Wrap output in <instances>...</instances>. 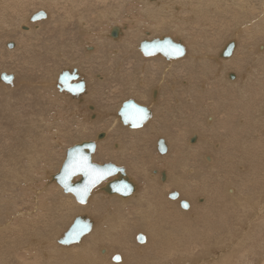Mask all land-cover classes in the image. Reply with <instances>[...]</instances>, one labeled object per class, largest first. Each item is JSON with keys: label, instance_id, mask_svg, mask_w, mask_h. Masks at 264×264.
I'll return each instance as SVG.
<instances>
[{"label": "bare ground", "instance_id": "bare-ground-1", "mask_svg": "<svg viewBox=\"0 0 264 264\" xmlns=\"http://www.w3.org/2000/svg\"><path fill=\"white\" fill-rule=\"evenodd\" d=\"M114 1L116 4L114 3L112 8L108 7L110 2L106 5V9L102 10L100 8L101 12L97 13L99 20H95L99 22V26L97 25L98 28H94L93 37L89 40L90 42H87L88 40L82 37L85 33L90 32V26L87 25L85 18L87 10L91 12L99 7L95 6L96 8L92 9L90 0H0V50L6 53L4 60L0 62L4 65L0 68V95L2 97H10L9 92L21 86L23 79L26 77L24 72H21L23 67L22 69L25 68L29 72L26 74L30 78L27 81L25 80V86L29 90L37 89L40 93L44 90H56L53 94L54 97H51L52 100L57 99L56 94H68V92L71 95L69 99L73 103L76 98L83 100L82 96L90 92L87 87V81L81 75V69L87 67L84 66L85 63L83 61L92 62L91 60L97 59L94 57L95 55L99 56L102 53L100 51L102 49L95 46L93 42L100 38L104 50L108 48L109 44L111 46H125L126 44V46L131 45L134 48L136 62L133 61V65L136 67L137 73L134 74L133 80L138 83L132 80L131 88L127 90L129 96H133V98L123 99L118 104L117 109L111 112L109 108L105 109L107 106L99 108V104L94 98L96 94L94 96L93 94L87 95L86 99L88 98L89 102H86L87 107L82 109L84 111L88 110V117L79 109L78 113L74 111L76 104H73L75 106H73L74 109L71 114L74 113V115L72 117L68 116L69 121L67 118L63 122V127H66L69 132L70 130H85L88 128L86 126L88 119L89 122L95 125L93 133H86L89 137L94 134L95 128L99 127V131L94 138L76 142V144H79L84 141H94L96 145L94 160L99 155L103 158L121 157L122 163H128L134 155L142 153L143 157H139L138 154L136 158L138 161L141 158H145L144 164L141 163L143 166L138 167L146 177L145 180L147 182L146 185L141 186V182L139 183L131 171L129 172L127 168L120 166V163L104 162L118 164L117 166L123 168L127 172L128 178L131 175L136 180L130 178L134 183L137 182V189L128 197H122V195L117 193L105 194L106 191L103 187L113 181V179H116L118 174L103 181L105 182L104 185H101L102 182L96 186L93 189V193L90 194L88 202L80 203L77 206L72 194L65 193L59 184H57V188H50V186L54 185L49 184V181L52 180L51 176L56 180L55 175L58 171L54 172L51 168H48L47 160L56 156L57 147L63 145L64 142L62 141V131L59 127L56 128L50 125L47 128L46 126L47 119L44 117L45 108H43V105L47 103L44 98L45 95H38L39 101L36 102L35 107L37 113L34 114L39 115L40 118L38 125L33 130V136L30 138L29 144L23 138L29 133H23V130H29L33 120H30L27 127L22 129L20 121L23 118L19 117L20 119H16L12 105L6 106L5 117L0 120L2 121L0 122V167H2L0 168V264H184L185 261L183 260H185L186 256L183 255H188L189 251L194 255L206 256L202 258L204 263H201L200 256L198 258V255H195L198 259L192 261L189 258L192 261L191 263L188 261L189 264H264V42L258 44L256 48L255 44H247L241 48V39L244 37L249 38L250 36H246L248 33L253 35L257 30L260 33H264V0H258L256 10L252 8L253 0H144L151 14L149 16L164 29L158 34L159 36L152 29V24L145 22L144 16L137 18L135 23L131 24L132 19L129 17L132 11L138 10V0H131L128 2L129 4H125L123 0ZM128 6L130 9H126ZM66 7L78 14L77 30L79 29V33L78 31L76 32L81 37L79 43L83 42L82 45H78L81 46L82 51L74 49V45L70 46L69 51L72 52L74 57L78 56L79 59L76 61H80L79 63L76 62L77 64L72 63L75 66L73 70L68 67L62 72L51 73L53 75L50 79L42 78L38 84L44 87L37 88L35 87L37 85L34 78L36 72L42 73L44 71V73H49L51 66H48V68L44 66L43 60L45 58L43 56L38 55L36 57L33 55L39 65L37 64L38 67L33 65L34 69L31 71L30 67L33 64L30 62L32 60L31 50L35 48L32 54L39 53L36 52V49L40 47L36 48L31 44V40H33L31 34H34L36 36L35 39H37L38 31H41V27L51 22L52 24L54 23L55 28L61 26V24L65 27L67 24L62 22V20L64 8ZM68 11H65L66 16L71 14ZM39 12H44L46 15L36 18ZM208 12L211 14L209 19ZM115 15V20L118 22L117 25H113L111 20ZM122 15L124 20L120 19ZM201 16H203L204 22L208 23L218 24L223 20L228 21V32H231L230 26H233V31L216 49L215 45L218 44V40L215 39L214 34L205 36L212 42H204L202 37H199L198 41L195 36L194 44H192L189 40L191 35L187 34V38H185L177 33V31H181L180 29L187 28L191 18L192 20L201 19ZM165 22L167 25L164 27L162 24ZM13 23V27H17L20 30L18 35H15L12 30L13 27L11 25ZM103 23L107 24L109 28L103 30L101 26ZM74 24L76 23L74 22ZM165 29L167 30L165 31ZM113 30L118 32L116 36H113ZM145 32L151 35V37L148 36L149 38H146L147 40L169 36L176 42H182L186 49V55L171 59H167L159 53L146 56L139 48L140 43L145 40L142 37ZM139 33H143V35L141 36ZM240 35L242 36L240 37ZM198 36L202 35L199 34ZM95 37L96 39H94ZM9 40H13V42L9 43ZM233 41L235 42L233 53L229 57L223 56V50ZM52 43L54 44V42ZM119 50L121 51L122 48L118 47L106 51L104 62L101 60L99 63L110 65V63L115 62V71L113 69V76H111L116 78V80L112 79L116 83H119L118 79L121 78L118 76H122V81L125 79V75L122 72L124 70L122 62L125 60L127 64L126 60L129 55L127 53L116 57L115 55L119 54ZM58 52H62V50L60 49ZM8 59H11V63L7 62ZM17 59H20V61L23 59V63L16 62ZM81 61L83 63H80ZM42 62L44 65H40ZM93 62L91 64L94 65L96 62ZM21 63L23 66H17V64ZM26 64H29L28 68H26ZM91 64L92 68L88 70L92 71L94 66ZM113 64L111 67L114 68ZM233 69H235L236 75L230 73ZM107 70L109 69L107 68ZM107 72H89L91 74L88 77L91 80H98V85L102 87L103 84L105 86L110 83V79L107 78L110 76L109 71ZM21 73L23 77H21ZM63 73H69L72 76L71 80L66 81L69 88L75 84H81V88L70 90L66 87V83L64 84L62 79H60ZM5 75L11 78L10 81L3 79ZM127 75L128 77L126 78L131 79V76ZM73 76H77V78H73ZM175 78L181 82H179L181 91L188 89L186 92H188L187 95L189 96L186 97V102H183L184 97H179L177 90H174L176 86L169 81L170 79L175 81ZM194 82L199 83L198 86H195ZM191 85L195 87H191ZM167 86L172 91L165 92V87ZM114 90L112 91L114 92ZM193 90L195 94L191 92ZM112 91L108 93L104 91L103 93L105 97L110 99ZM153 91H157V95H152ZM171 92L174 93V97L169 95ZM28 93L30 92L28 91ZM103 93L100 91L99 95L101 94L102 96ZM47 96L49 95L47 94ZM154 96L157 98L153 99ZM195 98L205 99L203 107L205 111H209L204 114V119L196 116L198 114L189 110V107L191 108L192 106L186 104L191 102L195 104ZM18 99L21 101V98ZM149 100V104L146 103ZM131 102L147 109L150 116L140 126L127 129L128 127L121 121L118 112L122 106L126 108ZM175 103H178V105ZM91 104L94 106V110L91 109L90 111L88 107L92 106ZM144 104H148V106ZM104 105L107 104L104 103ZM199 106L196 104L195 108ZM13 107L15 108V106ZM42 108L44 109L43 112ZM162 108L163 111L161 110ZM16 117L18 118V116ZM11 118L15 120L13 121L14 123H17L15 128H21L22 130H11L8 127V122H12ZM84 118H86V122H83ZM57 119L59 118L56 117L54 120ZM76 125L78 126L76 127ZM45 127L46 129H44ZM187 127L191 132L189 131L190 133L183 142L182 140L186 133L184 135L181 130ZM48 129L50 130L46 131ZM152 131H156L157 135L155 134V137H153ZM81 133L85 134L83 131ZM125 133L129 135V137L127 136L131 145L129 147L126 146ZM209 133L212 136L206 137V134ZM259 133L262 134L263 138L259 139L258 137V140H256L254 135H259ZM149 136L151 147H154V150L159 147L158 143L161 138L168 148L167 152L161 153L158 150L156 157L152 153L154 158L151 156L152 159L150 158V161H152L150 163L159 162L156 166L149 167L151 169L146 168L148 167L146 166V160L148 159H146V154L144 153L147 151L151 155L152 149L149 150L146 147ZM217 136L221 138L224 136L225 138L219 139ZM190 137L191 142L198 140V143L189 144ZM216 138L219 141L216 142ZM231 139L236 140L235 145L234 142L230 145V147L237 149L234 151H238L236 152V160L233 159L235 157H231L233 154L228 155L229 153L225 150L226 146L225 148L223 147L226 144L225 142ZM251 142H256V144ZM202 147L204 148L201 153H196V150ZM230 147L228 146V148ZM42 156H45L46 159L40 163L39 157ZM238 161L246 166V175L250 173L249 178L245 176L248 182L242 181V185L248 189V194L244 192V195H241L239 204L243 201L247 204V207L248 204L252 205L251 209L254 210L252 212L254 218L251 219L250 211H248L250 215L247 214L251 219L250 222L253 220L255 224L253 223L254 225H252L255 226L257 224L258 228H263V230L262 234H259L260 241L256 239L254 233L250 234L249 232L250 241L248 248L243 249V251L240 250L239 254L233 256V253H238L235 246L236 244L238 246V241L244 239L247 229H244L243 232L245 233L239 234L242 238L234 242V244L236 243L235 245H230L231 238L235 237L243 228L239 231V227L236 229V225L232 224L238 231L232 232V229L230 230V233L232 232L233 235L234 233L236 235H231L229 242H226L230 245L229 248L226 245L227 250H224L226 247H218L217 240L213 243L214 245L217 244L220 250L223 249L222 255H219V251L215 254L216 250H219L218 248L214 249L215 251L211 248L212 240L216 239H212L213 236L217 235L218 232V234L222 233L223 235L226 232L224 229L227 227V232H229L231 225L228 224L231 221L232 223L236 221L243 222L239 215L244 209L239 208L241 211L237 210L239 215L234 211V213L230 212V208L233 205L231 203L234 202V199L236 200V197H239L237 194L239 191H237L238 188L236 189V186L240 184L236 185L237 179L240 178L241 180L243 178L241 177L243 175L237 177L239 174H235L238 167L235 164ZM96 162L101 163L98 160ZM43 173L46 177H44V185H42V181L38 180L39 177H43ZM241 174L244 173L241 172ZM235 180L237 182L234 184ZM221 185H224V195L221 194L223 191H220L219 186ZM218 187L220 190H218ZM245 188L243 189L244 191ZM102 191H105V193ZM217 192L220 193L219 197L220 195L223 196V199L215 198ZM174 195L177 196L172 197ZM255 195H258L259 198L257 196L254 197ZM224 197L233 199L229 204L231 205L230 207L225 205L228 198L224 199ZM258 199L260 200L259 202ZM224 200H226L225 203ZM182 201H186L188 207H182ZM127 206L131 207L128 208ZM238 206L236 205L235 207ZM241 206H245V204H241ZM235 207L234 209H237ZM92 209L95 212L103 209L104 212L95 216H88L84 213L87 211L94 213ZM77 216L84 217L86 221L89 220L91 229L76 243H60L59 240L70 229ZM245 219L246 216H244ZM62 223L64 224L63 226H61ZM246 223L249 222L246 221ZM248 226V229L251 230V223ZM130 228L134 239L130 236ZM254 230L253 232L257 234ZM246 234L248 235V233ZM139 235H142L143 240H137ZM227 235H224L225 239ZM219 236L217 235V238L220 239L222 236ZM218 243H220V240H218ZM219 246H222V244ZM240 246L239 248L243 247V245ZM228 251L229 253L232 252V254L227 253ZM115 256H120L121 259L116 261L114 259Z\"/></svg>", "mask_w": 264, "mask_h": 264}, {"label": "rangeland", "instance_id": "rangeland-1", "mask_svg": "<svg viewBox=\"0 0 264 264\" xmlns=\"http://www.w3.org/2000/svg\"><path fill=\"white\" fill-rule=\"evenodd\" d=\"M101 1V2H100ZM109 0H90V7L92 8V9H95L96 7L95 6H99L98 7V9L97 10H92L91 12H88V10H87V16L85 17L86 18V20H87V25H89L90 27V32L89 33H85L84 34V36H82L83 37V39H87L88 41L87 42H90L89 40L93 37L92 35H93V30H94V28H98V26H99V22H96L97 20H99L98 18H97V16H98V14L97 13H99V12H101V9L102 10H104V9H106L107 8V4L108 5H110V6H108V7H113V5H114V3L116 4V2L114 1L113 2V0H110L109 2H108ZM124 2H125V4L126 3H128V2H130L131 0H123ZM127 1V2H126ZM254 2H253V5H252V8H253V10H256L257 9V2H258V0H253ZM95 2H96V4H95ZM255 2H256V4H255ZM98 3H99V5H98ZM105 3V5H103ZM132 3V2H131ZM137 3H139V7H138V10L137 11H132V14H131V16L129 17V18H131L132 19V22H131V24H134L135 23V21H136V19L137 18H142V16H144V20H145V22L146 23H151L152 24V29L153 30H155V32H156V34H157V36H159L158 34L159 33H161L164 29H162L161 27H160V24L157 22V21H155L154 19H152L150 16H149V14H150V12L148 11V8H147V5L145 4L146 2L144 1V0H138V2ZM105 7H103L102 5ZM125 4H124V7H125ZM129 4V3H128ZM89 5V4H88ZM87 5V7H89ZM112 5V6H111ZM138 5V4H137ZM142 5H143V8H142ZM86 6V5H85ZM116 6V5H115ZM91 8H90V10H91ZM101 8V9H100ZM65 9V11H68V7H66V8H64ZM89 9V8H88ZM125 9V8H124ZM126 9H130V7L128 6ZM89 10V11H90ZM65 11H64V15H63V20H62V22H64L65 24H67V25H65V24H63V25H65V27H63L62 26V24H61V26H59V27H57V28H55V25H54V23L52 24V22L50 23V24H46L44 27H41L42 29H41V31H38V38L37 39H35V37L36 36H34V34H31V38L33 39V40H31L32 41V45L34 46V47H36V48H38L39 46V48L38 49H36V52H39V53H34V54H32L33 53V50L35 49H32L31 50V56H32V60H33V62H32V60L30 61L31 63H33V64H31V71L34 69V67H33V65L34 66H37V64L39 65V62L36 60V57L38 56V55H41V56H43L45 59L43 60L44 61V63H45V65H44V63L42 64H40V65H44L45 67H47L48 68V66L50 67L51 66V71L49 72V73H44V71H42V73H40L39 71H37L36 72V74H35V76H34V78L36 79V82H35V84L37 85V86H35V87H37V88H41V86L42 87H44L43 85H41V84H38L39 83V81L42 79V78H48V79H50V77L53 75V74H51V73H58V72H62L64 69H68V67H69V69L70 70H73V68L75 67V66H73L72 65V63H79V61H76V60H78L79 58H78V56L77 57H74V55L72 54V52L71 51H69L70 50V46L71 45H74V49H79V50H81V46H78V45H82V43H79V41H80V39H81V37H79L80 36V34H78L79 33V29L77 30V28H78V24H77V17H78V14L75 12V11H73V10H71V9H69V11L68 12H70L71 14H69L68 16H66L65 15ZM96 11V13H94ZM93 12V13H92ZM91 13V14H90ZM219 14H220V12H219ZM54 15H55V13H54ZM90 15V16H89ZM151 15V14H150ZM209 15H211V14H209V12H208V19H209ZM215 15V14H214ZM96 16V17H95ZM95 18V19H93V18ZM124 17H127V16H124ZM88 18V19H87ZM90 18H91V20H90ZM115 18H116V15L115 16H113L112 17V21H113V25H117V23L118 22H116L117 20H115ZM225 18V17H224ZM226 18H227V16H226ZM120 19H123L124 20V18H123V15H122V18H120ZM128 19V18H127ZM126 19V20H127ZM200 18H197V19H193L192 20V18H191V20H190V22L187 24V28L186 29H180L181 31H177V33L179 34V35H182L183 37H185V38H187V34H189V35H191L190 36V38H189V40H190V42L192 43V44H194V40H195V36L197 37V40L199 41V37H202V41H208V42H212V40H209V39H207V37H205V36H207V35H210L211 36V34H214L215 35V39H217L218 40V44L217 45H215V49L218 47V46H220L226 39L225 38H227L228 36H229V34L233 31V26L231 25L230 26V31L231 32H228L227 30V22L228 21H225V20H223V21H221V22H219L218 24L216 23H208V22H204V18H203V16H201V19L199 20ZM92 20H94V21H92ZM96 20V21H95ZM66 21V22H65ZM138 21H141V20H138ZM207 21V20H206ZM71 22V23H70ZM74 22L76 23V24H74ZM94 22V23H93ZM70 23V24H69ZM73 23V24H72ZM89 23V24H88ZM92 23V24H91ZM68 24H69V26H68ZM94 24V25H93ZM72 25V26H71ZM98 25V26H97ZM164 27L167 25V23L165 22V23H163L162 24ZM12 27L14 26V23L11 25ZM101 26H102V29L103 30H105L106 28H109V26L107 25V24H101ZM63 27V28H62ZM11 28V27H10ZM26 28V27H25ZM24 28V29H25ZM76 28V29H75ZM204 28V29H203ZM63 29H65V30H63ZM160 29H162V30H160ZM12 30H13V32L15 33V35H18L19 33H20V30L16 27V28H12ZM47 30V31H46ZM167 29H165V31H166ZM44 31H46V32H44ZM76 31H78V33L76 32ZM22 32V31H21ZM41 32H44V33H41ZM48 32V33H47ZM154 32V31H153ZM23 33V32H22ZM191 33V34H190ZM27 34V33H26ZM42 34V35H41ZM47 34V35H46ZM141 36L143 35V33H139ZM202 35V36H198V35ZM259 34V35H258ZM145 35H146V37H145ZM45 36H46V38H45ZM91 36V37H90ZM151 37V35H148L146 32H145V34L142 36L143 38H149V37ZM242 35H240V37H241ZM246 36H250L249 38H242L241 39V48H243L244 46H246L247 44H251V45H254L255 44V48L257 47V45L258 44H261L262 42H264V33H260L259 32V30H257L253 35H251L250 33H248V35H246ZM18 37V36H17ZM54 37V38H53ZM217 37V38H216ZM263 37V38H262ZM44 38H45V40H44ZM13 39H15V38H13ZM44 41V43H43V41ZM49 39V40H48ZM53 39V40H52ZM94 39H96V37L94 38ZM137 39V38H136ZM48 40V41H47ZM181 40V39H180ZM10 41H12L13 42V40H9L8 42H10ZM40 41V42H39ZM92 41V40H91ZM94 41V40H93ZM96 42H93V44L95 45V46H97L99 49H102V50H100L102 53H100L99 54V56H97V55H95L94 57H96L97 59L96 60H91L92 62L94 61V62H96V63H94V65L93 64H91L92 62H89V61H87V60H85V61H83V59H81L84 63H85V65L84 66H87V67H85L84 69H81V75H82V77L84 78V80L85 81H87V87H88V90L90 91V92H87V94H85V95H83L82 96V98H83V100H81V99H79V98H76V100H74V103L72 102V101H70V99H69V97H71V95L69 94H66V93H62V94H56L57 95V99H54V100H52L51 99V97H54L53 96V94L55 93V91L56 90H50V91H43V92H41L40 93V91H37V89H34V90H32V89H28V88H26V86H25V80L27 81V79L28 78H30V77H28L27 76V74L26 73H29V72H27L26 70H25V68L24 69H22L20 66H19V68H21V72L23 71L24 72V76H26L24 79H23V83L21 84V86L20 87H18L17 89H15V90H13V91H11V92H9V95H11L10 97H2L1 95H0V120H3L4 119V115H5V110H6V106H9V105H12V110H13V114H14V116H15V118L16 119H22L20 122H21V125H22V129H23V127L24 128H26L27 127V125H28V123H29V121L30 120H33L32 122H31V126H30V128H29V130H23L24 132L23 133H29V135H25L23 138H25V141L29 144L30 143V138L33 136V130L36 128V126L38 125V120H39V118H40V116L39 115H35L34 113H37V109L35 108L36 107V102L37 101H39V99H38V95H45V101L47 102L46 103V105H43V108H45V112H44V114H45V118L47 119V128H48V126H50V125H53V126H55L56 128H58L59 127V129L62 131V141L64 142L63 143V145H61V146H58L57 147V149H56V156L54 157V158H50V160H47V164H48V168H51V170H53L54 172H57V171H59V169L61 168V165H62V163H63V161H64V158H65V154H66V152H67V149L69 148V147H71L74 143L76 144V142H79V141H81V140H84V139H92V138H94V136L96 135V133L99 131V127L97 126L96 128H95V132H94V134L92 135V136H88V135H86V133H93V131H94V126L95 125H93L92 124V122H89V120L87 119V122H86V118H84L83 119V122H86V126L88 127V128H86L85 130H70V132L69 131H67L68 129H66V127H63V122L67 119L68 121H69V117H72L73 115H74V113H72L71 114V112H72V110L74 109L73 108V106H75V105H73V104H76V108H75V110L74 111H77V113H78V109L80 110V111H82L83 113H84V115L86 116V117H88V110L86 111H84L83 109V107H87V105H86V102L88 103L89 101V99L87 98L86 99V97H87V95H91V94H93V96H94V98L96 99L95 101L96 102H98L97 104H99V108H101V107H106L105 109H107V108H109V111H111V112H114V110L115 109H117V106H118V104H120V102L123 100V99H128V97H129V99H130V97L131 96H129V93H127V90H129L128 88H131V82H132V80L134 79V74H136L137 72H136V67L133 65V61H135L136 62V59H135V57H134V48L130 45V46H126V44H125V46H111V44H109L107 47L108 48H106L105 50H104V47H102V44H101V39L100 38H98L97 40H95ZM183 41V40H182ZM50 44H49V43ZM52 42H54V44L52 43ZM41 43V44H40ZM79 43V44H78ZM84 43H85V41H84ZM184 43V42H183ZM31 45V46H32ZM84 45V44H83ZM104 45V44H103ZM243 45V46H242ZM30 46V47H31ZM32 46V47H33ZM66 46H67V48H66ZM66 49H65V48ZM77 47V48H76ZM118 47H121L122 48V50L120 51L119 50V54H116L115 56L116 57H119V56H121L122 54H129L128 55V57H127V64H126V62H125V60L122 62V68L124 69L122 72H123V74L125 75V79H124V81H122L123 80V78H122V76H118V77H121L120 79H118L119 80V83H116V82H114L115 80H116V78H113L112 76V71H113V69H114V71H115V62H113V63H110V65L109 64H106V65H102V64H99L100 63V61L102 60L103 62H104V56L106 55V51H110V50H113V49H116V48H118ZM2 49V48H1ZM62 50V52H58L59 50ZM82 51V50H81ZM99 51V50H98ZM213 51H215V50H213ZM41 52H42V54H41ZM71 53V54H70ZM99 53V52H98ZM6 55V53H4V52H2V50H0V62H1V60H4L3 58H4V56ZM36 56V57H34V56ZM72 55H73V57H72ZM185 55H186V53H185ZM184 55V56H185ZM61 56H62V58H61ZM80 57V56H79ZM99 57V58H98ZM101 57H103L102 59H101ZM137 57V56H136ZM183 57V56H182ZM70 58V59H69ZM109 58V57H108ZM14 59V58H13ZM21 59V58H20ZM20 59L18 60H16V62H22V60L20 61ZM74 61V62H73ZM80 62V63H83V62ZM7 62H9V63H11V59H8L7 60ZM15 62V61H14ZM23 63V62H22ZM22 63L21 64H17V66L18 65H22ZM34 63H36V64H34ZM76 63V64H77ZM88 63H90L91 65H93L94 66V68H93V70L91 71V70H88V69H90V68H92L91 66H90V64H88ZM106 63V62H105ZM112 64H113V66H114V68L113 67H111L112 66ZM72 65V66H71ZM96 65V66H95ZM107 65H109L108 67H107ZM1 66H4L3 64H1L0 63V68H1ZM23 66V65H22ZM28 66H29V64H26V68H28ZM99 66H101V67H99ZM38 67V66H37ZM106 68V70L104 71V69ZM109 67H111V68H109ZM217 67H219V66H217ZM17 68V67H16ZM36 68V67H35ZM53 68V69H52ZM97 68V69H96ZM104 68V69H103ZM107 68L109 69V70H107ZM103 69V70H102ZM1 70V69H0ZM88 70V71H87ZM235 69H233L232 71H230V73H236V71H234ZM93 71H94V73L95 72H97L98 71V73L99 72H102V73H108L107 71H109V75L110 76H108L107 78H109L108 80L110 81V83H111V85H110V83H107L105 86H104V84H103V86L101 87L100 85H98V80H96V79H90L88 76L91 74V73H93ZM89 72H91V73H89ZM88 73V74H87ZM145 73V72H144ZM48 74H49V76H48ZM127 74H129V76H131V79H129V78H126V77H128V75ZM237 74V73H236ZM235 74V75H236ZM104 75V74H103ZM112 75V76H111ZM21 77H23V74L21 73ZM20 78V77H19ZM81 78V77H80ZM112 79H115V80H112ZM129 80V83H128V80ZM177 78H175V81H173L172 79H170L169 81H171L170 83L172 84H174V86H176V88L174 89V90H177V93H178V95H179V97L180 98H182V97H184L183 98V102H186V97L187 96H189V95H187L188 94V92H186V91H181V82L178 80H176ZM79 80V79H78ZM107 80V81H108ZM96 81V82H95ZM133 81H135L136 83H138L136 80H133ZM180 82V83H179ZM100 83H102V82H100ZM114 83V84H113ZM113 84V85H112ZM169 84V83H168ZM177 84V85H176ZM198 84L199 83H196V82H194V85L195 86H198ZM117 85H118V88H117ZM184 85H185V83H184ZM194 85H191V87H193ZM100 86V87H99ZM108 86V87H107ZM112 86H114V87H112ZM194 86V87H195ZM97 87H99L98 89H97ZM100 88H102V89H100ZM114 88H115V90H114ZM95 89V90H94ZM97 89V90H96ZM109 89V90H108ZM120 89V90H119ZM196 89V88H195ZM194 89V90H195ZM99 90V91H98ZM112 90H114V92L112 91ZM165 92H169L170 90H171V88L169 89V86H167V87H165ZM180 90V91H179ZM194 90L193 91H191L192 93H194ZM28 91L30 92V93H28ZM98 91V92H97ZM100 91H101V93H103L104 91H105V93L107 92H110V91H112L113 93L111 94V97H110V99H108V97H105V94L103 93V95L101 96V94L99 95V93H100ZM172 91V90H171ZM67 92V91H66ZM116 92H118V93H116ZM176 92V91H175ZM183 92V93H182ZM181 93V94H180ZM47 94L50 96H47ZM128 94V95H127ZM186 94V95H185ZM195 94V93H194ZM52 95V96H51ZM130 95H132V94H130ZM152 95H157V91H153V93H152ZM169 95L171 96L172 95V97H174V93L173 92H171V94L169 93ZM37 96V97H36ZM101 96V97H100ZM113 96V97H112ZM127 96V97H126ZM194 96V95H193ZM122 97V98H121ZM18 98H21V101H20V99H18ZM94 98H93V101H94ZM100 98V99H99ZM103 100H102V99ZM131 98H133V96L131 97ZM157 97L156 96H154V98L153 99H156ZM24 99V100H23ZM196 99V98H195ZM199 98H197L196 99V101H195V104L193 103V102H191L190 104H188V103H186L188 106H192L191 108L189 107V110H192V112L193 113H195V114H198V115H196V116H199V118L200 119H204V117H205V113H207L209 110H204L205 108L203 107L204 106V104L203 103H205V99H203L204 100V102H203V100L202 99H199ZM20 102H19V101ZM23 100V101H22ZM27 102H26V101ZM102 100V101H101ZM31 102V103H30ZM149 102H150V100L148 101V102H146V103H148L149 104ZM17 103V104H16ZM20 103V104H19ZM27 103V104H26ZM104 103L105 104H107V105H104ZM23 104V105H22ZM148 104H144V105H147L148 106ZM175 104H177L178 105V103H175ZM196 104H198V105H200L199 107H196L195 108V105ZM32 105H33V107H32ZM92 105V104H91ZM13 106H15V108L13 107ZM24 106V107H23ZM93 106V105H92ZM19 107V108H18ZM90 107V109H92V107L91 106H89ZM94 107V106H93ZM193 107H194V109H193ZM42 108V112H43V109ZM83 108V109H82ZM93 110H94V108H93ZM162 111H163V108L161 109ZM19 111H20V113H21V115H19L20 113H19ZM25 111V112H24ZM91 111V110H90ZM27 112V113H26ZM26 113V114H25ZM90 113V112H89ZM31 114V115H30ZM29 117H28V116ZM70 115V116H69ZM204 115V116H203ZM16 116H18V118L16 117ZM25 116H26V119H25ZM69 116V117H68ZM80 116V115H79ZM20 117V118H19ZM56 117H58L59 119H57V120H54V119H56ZM63 117V118H62ZM66 117V118H65ZM93 117H94V115H93ZM152 117V116H151ZM27 118H29V119H27ZM54 120V121H53ZM11 121L12 122H8V127H10V129L11 130H15V129H17V128H15V127H17V123H14L13 121H15V120H12V118H11ZM0 122H2V121H0ZM147 124V123H146ZM15 125V126H14ZM1 126V125H0ZM78 125H76V127H77ZM128 128L127 129H131V127H129L128 125H126ZM93 127V128H92ZM145 127H147V126H145ZM21 128H19V129H17V130H22ZM9 129V130H10ZM44 129H46V127L44 128ZM43 129V130H44ZM52 129V128H51ZM74 129H75V127H74ZM50 129H48V130H46V131H49ZM102 130V129H101ZM111 130V129H110ZM1 131V130H0ZM81 131H83L85 134H83V133H81ZM182 132H183V134L184 133H186V135H185V137H183V142L185 141V139H186V137H187V135L191 132L189 129H188V127L186 128V129H184V130H181ZM190 131V132H189ZM202 131V130H201ZM52 132V131H51ZM204 132V131H203ZM7 133H8V131H7ZM114 133V132H113ZM152 134H154V136L153 137H155V134H156V131H152ZM204 134H205V132H204ZM125 135V137H126V146L127 147H129V146H131L130 144H129V138L127 139V136L129 137V135L128 134H124ZM157 135V134H156ZM260 135H261V138H260ZM264 135V134H263ZM87 136V137H86ZM194 136V135H193ZM192 136V137H193ZM195 136H196V134H195ZM207 136H212L210 133L209 134H206V137ZM219 137V139H223V138H225L224 136H222L223 138H221L220 136H217V138ZM258 137H259V139H262L263 138V136H262V134L261 133H259V135L257 134V135H254V138L256 139V140H258ZM15 138V137H14ZM216 138V142L217 141H219V139H217ZM113 139H115V137H113ZM149 140V141H148ZM147 146L146 147H148L149 148V150H151V155H150V153L149 152H144L146 155H145V157H146V159H148V160H146V162H147V165L146 166H148V167H146V168H148V169H151V168H149V167H152V166H156L157 164H158V162L159 161H156L155 163H150L151 161H150V158L152 159V157H153V155L156 157V153H157V151H158V147H156L157 148V150H154V147L152 148L151 147V142H150V136H149V139H147ZM190 142H189V144H192V143H195V144H197L198 143V140H196V142H191V137H190V140H189ZM255 141V140H254ZM234 142V145H235V142H236V140L235 139H231L230 141H227V142H225L226 144L223 146L224 148H225V146H226V148L228 149H226L225 148V150L229 153L228 155L230 156V155H232L231 157H235V158H233V159H237V153L236 152H238V151H234V150H237V149H234V148H232V147H230V145L232 144ZM252 144H256V142L254 143V142H251ZM192 145H194V144H192ZM150 146V147H149ZM157 146H158V144H157ZM228 146L231 148H228ZM148 148H147V150H148ZM204 147H202V148H200V149H198V150H196V153H201V151H202V149H203ZM65 150H66V152H65ZM142 150H145V149H142ZM230 150V151H229ZM139 152V151H138ZM137 152V153H138ZM141 152V151H140ZM143 152V151H142ZM232 152H234V153H232ZM152 153H153V155H152ZM139 154V155H138ZM138 154H136V155H134L133 156V158H131V161H129L128 163H122L121 162V157H109V158H107V157H105V158H103V157H101V156H99V155H97V158L95 159V160H98V161H101V163H104V162H112V163H115V162H118V163H120V166H123V167H125V168H127L128 170H129V172L131 171V173L137 178V180L139 181V183L141 182V186H143V185H146V177L142 174V172H141V170H140V168L139 167H142L143 165H141V163L142 164H144V162H145V158H141V159H139V161H138V159L136 158V156L138 155L139 157H141L143 154L141 153H138ZM149 154V155H148ZM95 155H96V153H95ZM158 155V154H157ZM235 155V156H234ZM152 156V157H151ZM192 156V155H191ZM143 157V156H142ZM149 157V158H148ZM193 157V156H192ZM219 157H220V155H219ZM154 158V157H153ZM46 159V157L45 156H42V157H39V162L40 163H42L44 160ZM137 159V160H136ZM154 160V159H153ZM144 161V162H143ZM239 162V161H238ZM236 163L235 165H237L236 167V171H235V174H239V176H237V177H240L241 175H243V176H241V177H243V178H241V180H240V178H238L237 179V181L235 180V182H233L234 184L236 183V185L237 184H240V185H237V186H239V187H237L236 186V189L238 188V189H240V188H243L244 186L242 185L243 184V182H248V179L247 178H245V176L246 177H250L249 175H250V173H247V175H246V166H244V165H242L240 162V164L239 163ZM137 163V164H136ZM139 163H140V165H139ZM161 163V162H160ZM116 164V163H115ZM149 164V165H148ZM118 165V164H117ZM234 165V166H235ZM240 165V166H239ZM139 166V167H138ZM244 167V168H243ZM0 168H2V167H0ZM239 169V170H238ZM1 170V169H0ZM241 170V172L242 173H244V174H241V172H239ZM236 172H238V173H236ZM43 175V177H39V175H38V180L39 181H42V185H44L45 183H44V180H45V176H44V173L42 174ZM252 175V174H251ZM45 177V178H44ZM236 177V178H237ZM130 178L132 179V180H135L131 175H130ZM51 179L52 180H50L49 181V184H54V185H52V186H50V188L51 187H53V188H57V181L56 180H54L53 179V177L51 176ZM243 179V180H242ZM136 181V180H135ZM243 181V182H242ZM240 182V183H239ZM48 183V182H47ZM47 183H46V185H47ZM137 183V182H136ZM105 184V182H103L101 185H104ZM140 186V188H142ZM243 186V187H242ZM46 187H48V186H46ZM137 187H138V184H137ZM219 187H220V189H219ZM218 187V190H220V191H223V193H221L220 191H218V192H220L221 194H223L224 195V185L222 186H219ZM233 187V186H232ZM245 188V187H244ZM243 188V189H244ZM237 189V191H239V192H237V194H238V196L239 197H236V200L234 199V202L233 203H231V205H229L230 204V202H232L233 201V199L230 197H224V199H226V198H228V199H226V200H228V201H226V200H224V203H225V201H226V206L228 205L229 207L231 206V208L233 209H231L230 208V212H235L236 214H237V212L238 211H241L240 209H244L245 210V212H244V210L242 211V212H240V215L239 214H237V215H239V216H241L240 218H241V220H243V222H241V221H236V222H234V223H232V221H231V223H229L228 225H231L230 226V228H229V232H227V230H228V227L226 228V229H224V231L226 230V232H224V233H227V234H224L223 233V235H222V233H220V234H218L217 233V235L219 236H222V237H220V239L219 238H217V235H215V236H213V238L212 239H215V240H212V243H211V248L213 249V251H215L216 250V248H218V247H226V246H228V248H229V246L230 245H235L234 244V242H237L238 240H240V238H242V237H240L241 235H239V234H241V233H245V232H243L244 231V229L247 231L246 233H248V235L245 233V235L243 234V236H245V237H243L244 239H242V240H240V241H238V246H237V244H236V249H237V252L238 253H233V256H235V255H237V254H239L241 251L240 250H242L243 251V249L245 250V249H247L248 248V243H249V232H250V234L252 233H254V235H256V239H258V241H260V236H259V234H262V230H263V228H258V225L256 224L255 226H253L255 223L253 222V220H252V222H250L251 221V219H253L254 218V215H253V213L252 212H254V210L253 209H251V206L248 204V207H250V208H248L246 205V203L245 202H243V201H241V204H245V206H241V204H239V198L241 197V195L244 193V192H246L247 194H248V189H246L245 188V191L243 190V189H240V190H238ZM62 190H63V188H62ZM243 192H242V191ZM102 192H104L105 193V191H102ZM217 192V194H216V196H215V198L216 199H219L220 198V200L221 199H223L222 197V195H220V197H219V194L220 193H218ZM242 192V193H241ZM93 193V192H92ZM105 194H109V193H105ZM119 195V194H118ZM244 195V194H243ZM130 196V195H129ZM258 197L259 198V196L258 195H255L254 197ZM72 197H74L73 195H72ZM123 197V196H122ZM128 197V196H127ZM219 197V198H218ZM74 199V201H75V204L77 205V206H79L80 205V203L79 202H77V200L75 199V197L73 198ZM89 199V198H88ZM260 200L258 199V202H259ZM88 202V201H87ZM227 202H228V204H227ZM238 204H239V206H238ZM97 206H98V204H96ZM238 206V207H235V206ZM72 206V205H71ZM81 206H84V205H81ZM128 208L129 207H131V206H127ZM234 207L235 208H237V209H234ZM127 208V209H128ZM240 208V209H239ZM249 209V210H246V209ZM127 209H126V212L128 213V211H127ZM239 209V210H238ZM93 210V209H92ZM238 210V211H237ZM252 210V211H251ZM94 211V210H93ZM248 211H250V213H251V215H250V213L248 212ZM92 212V211H91ZM90 211H87V212H84V213H86L88 216H95L96 214L98 215H100V214H102L104 211H103V209L102 210H100L99 212H95L94 211V213L92 214ZM233 212V213H234ZM242 213V214H241ZM246 213V214H245ZM85 214V215H86ZM245 214V215H244ZM247 214H249L250 215V217H251V219L249 218V216L247 215ZM72 215V214H71ZM84 215V214H83ZM194 215V214H193ZM244 216H246V219L244 220ZM243 217V218H242ZM248 217V218H247ZM239 218V219H240ZM248 219V220H247ZM228 221H230V220H228ZM246 221L247 222H249V223H251V226L252 227H250V229L251 230H249L248 228H249V223H246ZM236 223V224H235ZM246 223V227L244 228V224ZM254 223V224H253ZM232 224H234V225H236L235 227H236V229L239 227V231H240V229H241V232H238L237 233V235L234 233V235H236V236H238L239 235V237H237V239H235V237H232V236H234L233 234H232V232H237L236 231V229H235V227L234 226H232ZM248 224V225H247ZM253 224V225H252ZM64 224L62 223L61 224V226H63ZM227 225V226H228ZM239 225V226H238ZM241 225V226H240ZM263 227V226H262ZM232 229V230H231ZM255 229V230H254ZM261 230V231H259V230ZM230 230L232 231L231 233H230ZM233 230H235V231H233ZM253 230L254 231H256L257 232V234L255 233V232H253ZM252 231V232H251ZM260 233H259V232ZM140 232H143V231H140ZM129 233H130V236L131 237H133V235H132V230H131V228L129 229ZM213 233H215V232H213ZM230 233V234H229ZM227 235V237H226V239H225V236ZM232 235V236H231ZM248 236V237H247ZM228 237H229V239H228ZM230 237H232L231 239H232V241H230L231 243H226V242H229V240H230ZM259 237V238H258ZM262 237V236H261ZM222 238V239H221ZM224 238V239H223ZM245 238H248V239H245ZM133 239H134V237H133ZM228 239V240H227ZM235 239V240H234ZM135 240H136V238H135ZM138 240V239H137ZM216 240H217V242H216ZM218 240H220V243H218ZM226 240V241H225ZM244 240V241H243ZM245 240H248V241H246L245 242ZM168 241V240H167ZM217 243V244H219V245H221L222 244V246H219L218 245V247H217V244H213V243H215V242ZM222 242V243H221ZM225 244H224V243ZM242 242V243H241ZM245 244V245H244ZM213 245V246H212ZM224 245V246H223ZM226 245V246H225ZM243 245V247H241V246ZM239 246L241 247V248H239ZM214 247V248H213ZM234 247V246H233ZM220 248H218L219 250H216V253L215 254H217V252L219 251L220 253H218L219 255H222V252H223V249H221L220 250ZM227 247H226V249H224V250H227L228 249ZM232 248V247H231ZM215 249V250H214ZM233 249V248H232ZM239 250V251H238ZM227 253H229V251L227 252ZM231 254H232V252H230ZM229 253V254H230ZM214 254V255H215ZM191 255H192V257H191ZM194 254H192L190 251H189V253H188V255H183V256H186V258H185V260H183V261H185V263L186 264H189V262L191 263L193 260H195V259H198L199 258V256L200 255H198V254H195V255H198L197 257H195V255L193 256ZM213 255V256H214ZM205 256V255H204ZM204 256L202 255V256H200V258H201V260H202V258H204ZM232 256V255H231ZM174 257V256H173ZM206 257V256H205ZM189 258H191V260L189 259ZM187 259V260H186ZM189 261V262H188ZM201 263L203 262V260L202 261H200ZM184 263V264H185ZM204 263V262H203Z\"/></svg>", "mask_w": 264, "mask_h": 264}, {"label": "water", "instance_id": "water-1", "mask_svg": "<svg viewBox=\"0 0 264 264\" xmlns=\"http://www.w3.org/2000/svg\"><path fill=\"white\" fill-rule=\"evenodd\" d=\"M46 13L39 12L38 16L36 18L44 17ZM35 18V19H36ZM113 36H116L118 32L112 31ZM140 50L142 53L147 55H153V54H161L167 59L171 58H177L179 56H183L186 52V49L182 42H176L172 38L168 37H157L151 40H143L139 45ZM235 48V42H230L226 48L223 50L222 54L225 57H229ZM73 78H77V76H73ZM62 79V82L65 84L66 81L71 80L72 76H70L69 73H63L60 77ZM81 84H75L71 88L68 86V82L66 83V87H68L71 90L79 89L81 88ZM138 109H143L144 111L142 113L137 112ZM118 115L121 119V121L125 125H129L132 128H136L137 126H140L144 123V121L150 116L147 109H145L142 106H139L138 104L131 102L128 107L124 108L121 107V110H119ZM159 151L167 152L168 148L164 142V140L161 138L159 140ZM76 150L82 151L83 154L87 155L91 161L92 164L97 166L98 168L104 170L106 173L102 179H99L93 186L88 188L87 192L84 191L85 185L89 183V177L84 176L80 172H76L75 174H72L70 176H67L65 174V167L68 163V160L73 156V154L76 152ZM96 152V145L94 141H84L79 144H75L67 149L65 159L61 165V168L59 169L58 173L55 175V179L57 183L63 188V191L65 193L72 194L77 202L79 203H86L90 194L93 192V189L100 185L103 181L107 180L109 177H114L118 175L116 179H113V181H110L103 189L107 193H117L122 196H129L131 195L136 189L137 184L131 181L130 178L127 176V172L121 168L120 166H117L112 163H98L96 160H94V155ZM65 183L68 184L69 187H65ZM71 189V190H70ZM77 192L80 193L84 197V201L82 202L80 199V196L77 195ZM177 195H174L172 197H176ZM187 204L186 201L181 202V206L185 207L184 205ZM188 205V204H187ZM188 207V206H187ZM186 208V207H185ZM89 221V220H88ZM84 220V217L77 216L75 220L73 221V224L71 225L70 229H68L64 233V237H62L59 242L62 244H72L80 241L82 236L89 232L91 229V223ZM79 233V235H77ZM142 235H139L138 240L140 239Z\"/></svg>", "mask_w": 264, "mask_h": 264}, {"label": "snow or ice", "instance_id": "snow-or-ice-1", "mask_svg": "<svg viewBox=\"0 0 264 264\" xmlns=\"http://www.w3.org/2000/svg\"><path fill=\"white\" fill-rule=\"evenodd\" d=\"M5 80L10 81V77L5 75L3 77ZM71 90V89H70ZM143 109H138L137 112L142 113ZM76 172L82 173L84 176L89 177V183L85 185L84 191L87 192L88 188L93 186L99 179H102L103 176L106 174L104 170L98 168L94 164L91 163L89 157L82 153L80 150H76V152L73 154V156L68 160V163L65 167V174L67 176H70L72 174H75ZM65 187H69L67 183H65ZM71 190V189H70ZM77 195L80 196L81 201H84V197L80 195L79 192H77ZM185 207L188 205L185 204ZM79 235V233H77ZM140 239H143L141 237ZM114 259L116 261H119L121 259L120 256H115Z\"/></svg>", "mask_w": 264, "mask_h": 264}, {"label": "crops", "instance_id": "crops-1", "mask_svg": "<svg viewBox=\"0 0 264 264\" xmlns=\"http://www.w3.org/2000/svg\"><path fill=\"white\" fill-rule=\"evenodd\" d=\"M10 42H12V41H10ZM10 42H9V43H10ZM13 46H14V44H13ZM13 46H12V47H13ZM68 94H70V93L68 92ZM72 96H73V95H72ZM91 107H92V106H91ZM88 108L90 109V107H88ZM93 108H94V107H93ZM93 108H92V110H93ZM90 110H91V109H90Z\"/></svg>", "mask_w": 264, "mask_h": 264}]
</instances>
